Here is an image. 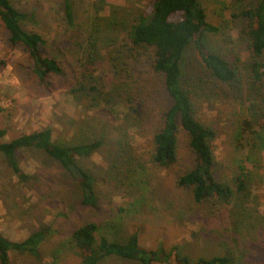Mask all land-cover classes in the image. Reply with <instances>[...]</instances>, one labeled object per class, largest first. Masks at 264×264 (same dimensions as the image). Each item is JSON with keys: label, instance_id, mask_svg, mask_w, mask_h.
<instances>
[{"label": "rangeland", "instance_id": "374dc122", "mask_svg": "<svg viewBox=\"0 0 264 264\" xmlns=\"http://www.w3.org/2000/svg\"><path fill=\"white\" fill-rule=\"evenodd\" d=\"M11 1L34 14L24 28L46 37L42 54L56 57L63 72L40 81L29 70L27 53L9 44L0 22V128L7 131L3 139L50 127L55 140L98 138L102 144L82 160L95 178L97 209L81 205L77 183L44 154L18 153L25 174L21 178L0 153V232L13 241L37 229H50L52 235L34 253H11L10 264H79L70 233L90 220L111 224L102 225L97 238L113 235L122 240L136 231L141 246L177 245L193 261L228 254L231 264H264V131L259 135L255 124L264 114V91L251 106L244 76L242 102L233 100L226 86L205 76L195 45L186 48L183 74L196 117L216 131L212 142L215 175L234 191L225 204L214 199L195 203L191 191L175 182L178 174L193 165L187 134L179 132L174 164L162 168L147 161L152 135L162 125V110L171 102L163 75L150 60L127 56L128 24L149 0H72L71 19H65L63 0ZM199 1L217 27L204 35L205 47L243 66L249 59L245 22L233 15L242 5L231 0ZM89 34L98 38L92 80L98 87V102L93 106L83 92L70 93L86 73L85 67L89 68L87 51L79 48ZM245 122L249 124L244 126ZM254 142L256 146H251ZM240 165L246 174L245 186L237 191ZM100 264L139 263L110 257ZM153 264L168 263L156 260Z\"/></svg>", "mask_w": 264, "mask_h": 264}, {"label": "trees", "instance_id": "16d2710c", "mask_svg": "<svg viewBox=\"0 0 264 264\" xmlns=\"http://www.w3.org/2000/svg\"><path fill=\"white\" fill-rule=\"evenodd\" d=\"M241 4L242 8L233 15L245 22L243 31L247 40L249 59L242 66L234 64L225 55L208 50L203 42L206 33H213L217 27L208 19L206 10L199 0H149L147 7L139 10L129 22L126 37L129 43L127 56L131 59L146 57L152 68L163 75L165 90L171 102L161 113L162 125L152 135L151 151L148 162L162 168L174 164L177 160L178 137L182 130L188 136V144L193 154L191 168L178 174L176 185L191 191L195 203L214 199L219 203H228L234 191L225 180L215 175V159L212 142L216 131L210 125L202 123L195 114L192 93L188 88L183 74V54L193 43L199 53L205 76L221 86H226L228 96L233 100L240 98L244 76L247 78V96L254 99L264 91V0H231ZM65 19L73 16V1L63 0ZM34 14L16 7L11 0H0V22L7 32L10 45L20 47L29 57L32 72L40 81L45 82L50 75L63 72L60 61L54 56L42 54L48 40L40 32L29 31L24 28ZM98 38L94 34L86 37V44L79 45L87 51L88 69L70 93L83 92L90 100V106L98 102L93 71L97 52ZM83 51V53H85ZM122 64L126 65L125 59ZM116 65V64H115ZM121 70L126 72L123 67ZM116 72L119 71L116 67ZM128 74V73H127ZM87 81H91L86 83ZM128 84L124 79L121 81ZM101 96L102 93L100 92ZM103 100V99H102ZM105 103L109 100H103ZM263 120V123H258ZM249 122H245L244 126ZM255 124L259 127V135L264 131V114L258 117ZM242 131V121L240 123ZM257 127V129H258ZM261 130V131H260ZM6 129L0 128V153L7 165L19 177L25 178L18 164V153L23 150H34L44 154L50 161L59 165L63 174L77 183L80 203L85 207L99 208V197L94 187L95 178L83 164L82 160L101 148V139L91 141L78 140L74 142L53 138L50 127L24 133L9 140H4ZM259 137V136H258ZM256 142L251 146H256ZM140 166V165H139ZM242 165L235 176L237 191L244 189ZM106 226H110L104 222ZM103 223L90 220L71 230L70 238L77 248L79 264H100L104 259L115 257L122 260L138 262L139 264H153L156 260L166 261L168 264H231L232 258L228 254L213 255L208 258L191 260L188 255L181 254L177 245L165 249L159 246L148 249L140 245L138 233L131 232L126 239L96 234ZM110 232H108L109 234ZM112 234V233H111ZM50 229H37L27 237L13 241L0 232V264H10V254H31L51 240Z\"/></svg>", "mask_w": 264, "mask_h": 264}]
</instances>
